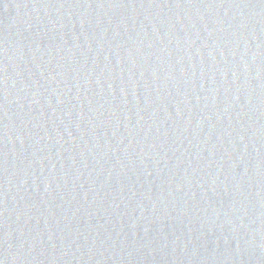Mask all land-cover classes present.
Here are the masks:
<instances>
[{
	"label": "water",
	"instance_id": "obj_1",
	"mask_svg": "<svg viewBox=\"0 0 264 264\" xmlns=\"http://www.w3.org/2000/svg\"><path fill=\"white\" fill-rule=\"evenodd\" d=\"M2 264H264V0H0Z\"/></svg>",
	"mask_w": 264,
	"mask_h": 264
},
{
	"label": "snow or ice",
	"instance_id": "obj_2",
	"mask_svg": "<svg viewBox=\"0 0 264 264\" xmlns=\"http://www.w3.org/2000/svg\"><path fill=\"white\" fill-rule=\"evenodd\" d=\"M0 264H2V262H0Z\"/></svg>",
	"mask_w": 264,
	"mask_h": 264
}]
</instances>
